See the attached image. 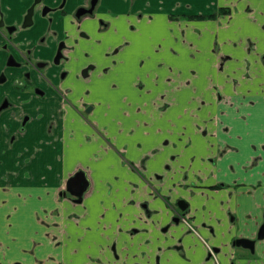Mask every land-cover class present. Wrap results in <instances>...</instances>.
Listing matches in <instances>:
<instances>
[{
  "label": "crops",
  "instance_id": "1",
  "mask_svg": "<svg viewBox=\"0 0 264 264\" xmlns=\"http://www.w3.org/2000/svg\"><path fill=\"white\" fill-rule=\"evenodd\" d=\"M98 15L119 34L98 36V49L81 40L68 65L75 83L63 86L68 99L53 90L38 98L1 89L18 109L0 115V264H113L114 245L124 264H155L170 235L160 227L173 213L163 197L192 200L193 213L218 233L214 204L206 202L225 195L234 212L240 195L256 198L250 189L264 195L256 158L264 138L248 132L264 120V0H100ZM18 40L27 45L23 35ZM40 52L35 57L51 59ZM88 61H98L97 78L77 83ZM55 70H47L54 80ZM88 103L95 105L90 115L82 113ZM25 114L31 119L20 132ZM237 148L249 153L246 161H226V174L206 162L196 180L194 156ZM158 151L165 155L151 161ZM82 168L92 187L75 203L61 193ZM220 181L235 189L212 188ZM155 199L169 214L148 218L142 204L156 209ZM255 203L263 214L264 200ZM201 233L211 235L207 227ZM190 241L184 238L186 251Z\"/></svg>",
  "mask_w": 264,
  "mask_h": 264
},
{
  "label": "flooded vegetation",
  "instance_id": "2",
  "mask_svg": "<svg viewBox=\"0 0 264 264\" xmlns=\"http://www.w3.org/2000/svg\"><path fill=\"white\" fill-rule=\"evenodd\" d=\"M69 1L0 0V95H2L0 115L7 110H12L14 115H17L18 104L11 97L12 90L18 96L29 92L38 98L47 97L53 90L65 100L67 97L63 86L75 83L70 79L72 74L68 67L71 65L70 56L77 47H83L81 40H94L96 45H92V47L98 49L102 39L98 36L115 37L119 34L118 28H112L110 20L98 15L100 0H84V3L78 4L72 10L67 8ZM140 15L142 16V14ZM192 17H204V15H193ZM38 31H42V33L36 35ZM22 35L27 39V45L26 41L18 40ZM34 37H36V43L30 45V41ZM118 49L119 47H116L110 53H115ZM40 51L51 55V59L35 57L36 53H41ZM88 55H91L90 52ZM113 67L111 62L102 66L101 74L109 72ZM48 68L56 69L55 80L48 75ZM97 69H100L98 61L86 62L76 75L77 83L82 82L83 79L96 80L95 71ZM7 85L11 88L10 92L7 90L5 93L1 92V89ZM68 101L70 102V100ZM83 108L82 113L90 115L95 105L88 103ZM30 119L31 116L25 114L20 120L18 131L22 132ZM258 126L256 130L252 132L248 130V132L251 137L262 139L264 138V120H261ZM260 148L263 151L256 158L262 160L264 167V143ZM243 151L238 148L233 151L223 149L217 151L214 157L201 156L199 160L194 156V162L199 169L196 180H200L201 173L205 172L202 165L213 160L220 166L219 172L226 174L224 168L222 169L226 165V161L234 157L235 160H240L239 162L247 160L248 152ZM128 162L133 164V161L128 160ZM254 162L256 161L254 160ZM167 167H170V164H167ZM78 173H84L85 181L88 183L81 196L72 193L68 188V181ZM156 175L162 177V175ZM227 185L230 186V183L220 181L211 186L218 190ZM91 187L92 177L82 168L70 175L66 182V188L61 194L71 198L75 203H81ZM254 187L259 188V185L254 184ZM252 191V189L249 190L251 197L264 200L263 194V196H255ZM245 195H242L243 197L240 195L241 200L237 202L238 208L234 212L228 208L229 202L227 203V200L224 199L227 198L225 195H221L220 197L223 199L219 201L215 198L206 202L210 206L214 204L211 208L212 221L218 225V233L216 226L210 223L207 218L201 219L198 214L193 213L192 200L182 197L172 201L168 197H163L173 213H170L168 222L160 227L163 233L170 235L165 238L168 244L163 251L164 260H162V255H156L155 264H264V213H257L255 199L248 201L250 198L247 199ZM227 196L229 197V194ZM158 202L157 199L154 200L158 207L156 209H151L148 202L142 204L148 218L153 216L154 211L158 214L168 213L158 205ZM206 203L204 202L202 206L206 207ZM206 227L211 234L208 238H204L201 233L202 228ZM185 237H192L187 251L184 245ZM173 239H176V242L172 243ZM113 250L117 258L113 264H124L125 262L120 261V255L115 245ZM135 264L141 263L136 262Z\"/></svg>",
  "mask_w": 264,
  "mask_h": 264
},
{
  "label": "water",
  "instance_id": "3",
  "mask_svg": "<svg viewBox=\"0 0 264 264\" xmlns=\"http://www.w3.org/2000/svg\"><path fill=\"white\" fill-rule=\"evenodd\" d=\"M85 180L86 178L84 173H78L77 175H74L68 181L69 190L72 193L81 196L85 188L88 186V183ZM182 207L184 208V206Z\"/></svg>",
  "mask_w": 264,
  "mask_h": 264
},
{
  "label": "rangeland",
  "instance_id": "4",
  "mask_svg": "<svg viewBox=\"0 0 264 264\" xmlns=\"http://www.w3.org/2000/svg\"><path fill=\"white\" fill-rule=\"evenodd\" d=\"M97 96H99L100 97V95L99 94H96ZM257 120V119H256ZM256 124L258 125V120H257V122H256ZM102 137H104L103 135H101ZM133 139L135 140L136 138L135 137H133ZM140 139V138H139ZM127 140V139H126ZM131 151L132 152H134L132 149H131ZM135 155H136V153H135ZM165 154L164 153H161V152H157V153H153V157H150V160L152 161V160H154L156 157H158V158H160V157H163ZM160 160V159H159ZM98 171V175H100V170H97ZM159 176H161V174H159ZM101 179V177H98L97 178V180H100ZM170 183V182H169ZM163 187H165L164 185H163ZM169 187H170V184H169ZM189 191H190V189H189ZM190 192H192V191H190ZM179 198H182V197H179Z\"/></svg>",
  "mask_w": 264,
  "mask_h": 264
}]
</instances>
